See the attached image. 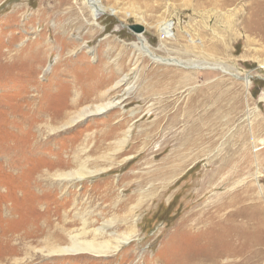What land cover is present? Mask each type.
<instances>
[{
	"label": "rangeland",
	"instance_id": "obj_1",
	"mask_svg": "<svg viewBox=\"0 0 264 264\" xmlns=\"http://www.w3.org/2000/svg\"><path fill=\"white\" fill-rule=\"evenodd\" d=\"M81 1L0 0V231H7L0 234V248L9 234L18 236L17 242L22 235L21 249L13 252L16 262L23 260L17 264H162L165 238L178 239L176 221L187 215L184 222L193 230L209 227L212 245L205 247L211 256L228 240L218 237L221 230L238 224L245 228V243L253 237L258 242L245 244L239 264H264V226H257L264 223V0H88L98 27L84 22L91 18ZM165 17L176 34L179 27L189 34L197 29L190 34L194 43L177 36V41L163 39L154 23ZM256 18L261 27L246 28ZM133 25L142 26L157 56L182 64L155 63L148 56L137 63L122 104L124 111L136 109L134 116H122L113 106L57 134L44 132L31 153L30 145H18L36 135L41 113H32L30 101L16 102L29 94L58 113L74 83L79 93H88V103L96 100L90 72H101L110 61L102 69L104 84H110L117 76L112 65H119L121 54L125 73L134 66L129 54V44L137 41ZM245 74L251 79L247 90L240 78ZM122 90L123 85L112 90L111 97L120 98ZM11 113L29 120L16 118L13 129ZM126 118L131 137L116 151L121 131L114 127ZM82 163L101 170L79 181L56 176ZM135 206L138 236L114 255L40 252L55 244L52 233L66 244L68 230L80 229L83 222L105 225L104 238L109 232L119 235ZM47 235L52 238L48 245ZM238 255H228V264Z\"/></svg>",
	"mask_w": 264,
	"mask_h": 264
},
{
	"label": "bare ground",
	"instance_id": "obj_2",
	"mask_svg": "<svg viewBox=\"0 0 264 264\" xmlns=\"http://www.w3.org/2000/svg\"><path fill=\"white\" fill-rule=\"evenodd\" d=\"M87 1L88 0H82L81 3L83 4L82 7L83 8L85 7L87 9V11L89 12V16L91 19H88V18L84 19V22L90 26L98 27L97 26L98 22H96V20L94 18L95 15L92 14V10L90 9ZM208 1L210 2L211 0H208ZM59 4L60 3H58V5ZM82 7H80V9H79L80 10L79 13L83 12ZM255 14H256V17H258V13L256 12ZM138 20L143 21L142 16H139ZM154 24H155L154 25L155 31L158 32L159 35H163V36H161L163 39L164 38H171L174 41H177V38H178V41L186 40L187 42L193 41V43H194V39H192L190 34L192 33V35H194L198 31L197 29L193 28V29H191L190 34H189V32L186 29H184L185 27H179V25H178L181 32L176 34V32L175 33L173 32L174 23L171 21V19H168L167 17L158 19L157 21H155ZM259 27H261V26L258 23V18H256L254 21H250L248 23V25L246 26V28L255 29V30H258ZM144 34H145L144 31L136 32L135 35H136L137 41H134V42L129 44V46L132 48V50H130L129 54L131 53V59H132L131 61H132V65H134L133 68L132 67L129 68V66H128L127 67L128 72H126V73L124 72L126 64L124 61L123 54H121V59H119L121 63L119 62V65L118 64H114V66L112 65L113 69H115L117 71V76H116V79L114 82H112L110 84H109V82L107 84H104L106 82V80H105V75L102 74V72H103L102 69H104V68L106 69V67H104V66L109 67L108 63H110V61L108 63L105 62V65L101 64L102 65V66H100L101 68L99 67L101 69V72L96 70L97 72L94 74L91 72L89 73L88 84H90V86L92 84H94V86L96 85L95 92H93L89 88V93L93 92L92 93V95L94 96L93 98L96 100L88 103L87 100L84 98L85 95L88 93H85V95H83L81 92L79 93L78 86L75 83L71 86L72 87L71 92L68 93V95H69V96H67L68 101L66 102L68 104H65V106L62 109L58 110L57 111L58 113H55V112L51 113L49 111L50 109L48 108V106L46 107L45 103H42V104L37 103L34 99H32V97L27 98L29 94L27 96L24 95L23 97H21L16 102V104L18 103V104L23 105L27 101H30L31 103H29L28 105L30 106L31 110L33 111L32 113H35L36 116L41 113V118H40V120H38L39 122L36 124V126H37L36 127L37 133H35L36 135H33V137H31V139L29 140V142L25 141V142H27L26 144H23L22 143L23 141H21V142H19L18 145H22V146L27 145V147H29V145H30V151L29 152L31 153L33 150V146L37 145V143L39 142V136L42 135L44 132H46V131L56 132V130L58 131L61 128L65 129V128H68L71 126H75L74 125V124H76L75 122L84 118L85 116H87L89 114L93 115V114L103 113L104 111L108 110V108H112L113 106H114V108L119 106V110L121 111L122 116L124 113H128V116H134L136 109L134 110V108H133V110H131L130 112L123 110V107H124L123 105L126 103V101L123 100V98H124L123 95L129 94V92L131 91L130 89H132V87H133V85H131L132 80L130 81L129 75L131 73L130 71L136 70L137 63H139V61H141L144 56H148V58L150 57L149 59L155 63H159V62L166 63V62H168V64L174 65V63L176 62V65L181 64V62H179V61L172 60L174 62L171 63L170 62L171 60H168L167 58H166L167 59L166 60L164 58H160L159 56H157L154 53V51L152 50L153 48L151 49V47H149V44H150L149 38L145 37ZM175 36H177V38ZM109 41H110V39H109ZM159 47L164 49L166 47V44H164L162 42V43H160ZM87 50L90 52V49H87ZM176 60H178V59H176ZM191 61H193V60H191ZM192 64H193V62H192ZM193 66H194V64L192 65V67ZM195 66H196L195 67L196 69L201 68L200 65H195ZM204 67H206V66L203 65L202 68H204ZM211 67L212 66L207 64L206 69L207 70L211 69ZM108 70H109V68H107V71ZM175 76H177V75H175ZM172 77H174V76H172ZM240 78H242L243 85H244L245 89L247 90L248 87L251 85V79L249 77V74H245L243 77L241 76ZM121 85H123L122 92H124L122 94V96L118 99H115L114 97L112 98L110 95V92L112 90L118 89ZM87 87H89V86L87 85ZM162 87H163V84H162ZM59 94H60V92H59ZM261 99H264V95L261 97ZM35 105H37L38 107ZM42 110H45V111H42ZM11 114H10L9 119L13 118V120L10 121V124L12 125L13 129L15 128V124H16L15 119L16 118L22 120L21 116H23L25 118V120H22L23 123H25L27 120H29V117L26 119L24 114L20 113L21 116H19L17 114H12V115ZM128 119L127 118L123 119L122 122L118 121V124L116 123V126L114 127V128H117L119 125V129L121 131L120 132L121 136L114 140V145H115L116 151H121L123 149L124 145H126L128 143L129 138L131 137L132 125L128 124V121H127ZM14 120H15V122L12 124V122ZM18 123H19V121H18ZM104 124L109 126V128H110V124L108 122H106ZM25 125H28V124H25ZM109 128L108 129L106 128L107 132L109 131ZM32 130H33V128H32ZM34 130H35V128H34ZM13 132H14V130L12 131V134H13ZM118 132L119 131H117V133ZM148 132H149V130H148ZM56 134H57V132H56ZM107 134H109V132ZM110 135H114V134L112 133ZM102 138H104V136ZM108 138H110V137H108ZM252 146L254 147V151L256 152L255 145H252ZM15 150L14 151L16 153L19 152L22 155L23 150H21V149L17 150V148H15ZM25 151H27V149ZM6 152H8V151H6ZM20 154H19V156H20ZM16 159H17V155H16L15 160ZM20 159H21V157H20ZM9 164L11 165L12 163H9ZM20 164H21V162H20ZM16 167H18V166H16ZM8 168H11V166ZM100 170H101V168L90 169L85 164L82 163L78 169L70 170V171H59L56 176L59 177V179L61 181L62 180H66V181L78 180L79 181V180H82L83 178H85L86 176L94 175L96 172H99ZM9 171H10V169H9ZM22 172H23V170H22ZM259 175L260 174L258 172L257 174H255V177L258 178L257 176H259ZM29 179H30V177H29ZM257 184H258V182H257ZM258 186H259V184H258ZM259 194L263 195V191L261 190V186L259 189ZM136 207L137 206L131 208V210L129 212V216L126 218V228H125L126 230L123 231V233H121L119 235L114 234V232H109V234H108L109 237L104 238V236L106 234V226L105 225L98 226V227H89L86 222H83L84 224L82 225V227L80 229H69L68 230V242L66 244L58 243V239L60 238V236L58 235V233H52L51 236L54 239L55 244L54 245H48V243L50 242V240L52 238L50 235L49 236L47 235L46 244L48 245V248H45L44 251H40V252L42 254L45 253V255H43V256L89 254V255L96 256V257H100V256L106 257V256L114 255L115 253H117L120 250L122 245L128 244L129 241H131L133 238L138 236V234H137L138 229L136 228V218H134V215H135L134 209ZM255 211L256 210L254 208V212ZM252 217L255 221H257V218L259 219L258 212L256 213V216L253 213ZM189 218H190V216L187 217V215H186V216L179 217L178 220L176 221V223H178L177 231H179L177 233L178 239H176L174 235L170 236L169 240L167 238H165L163 244H165L166 246H165L161 256L159 257L162 264H228V261H227L228 257L230 255L233 256L234 254H235V256H236V254H239L238 255L239 259L238 260L232 259L231 261L233 263H230V264H239L242 262V255L244 252L243 249H245V244L248 242V244H246V245L250 246V244H252L253 239L255 238V237H253V239L246 238L248 240L245 243L243 240V237H244L243 234L245 233L244 232V229H245L244 226H241L238 224H232V229L230 228L228 231L227 230H224V231L221 230V232L219 233L218 237H221V239L222 238L227 239V237H228V240L225 242H222L220 250L217 253H215L213 256H211L212 251L210 249H208V251L206 252L207 248L205 247V245L207 243L209 245H212V242L210 240L211 235L209 233V227L207 225H205L206 228H203L201 230L199 229L198 231H195L191 227H188L189 226L188 224H185V222ZM198 221H203V220H201L199 218ZM260 223L262 224V226H264V223H262L261 220L258 222L257 226ZM254 225H256V222L254 223ZM257 226H256V228H257ZM0 234L2 236H4L5 234H7V231H0ZM9 235L6 237L8 242H5V246L0 248V264H17V262L23 261V260H18L16 262V258L13 257V252L16 250V248H17V250L19 248L21 249L19 244L21 243V241L24 238L23 237L21 238V236H22L21 235L19 238V241L17 242L18 236L13 238L11 236V234H9ZM245 236H247V235H245ZM248 236L250 237L251 235L248 234ZM263 238H264V236H263ZM12 240H13V242H10ZM254 241L256 243V239H254ZM262 241L264 244V239H262ZM216 257H218L217 260L215 259ZM153 261L158 262L157 258H155ZM220 261H222V262H220Z\"/></svg>",
	"mask_w": 264,
	"mask_h": 264
},
{
	"label": "water",
	"instance_id": "obj_3",
	"mask_svg": "<svg viewBox=\"0 0 264 264\" xmlns=\"http://www.w3.org/2000/svg\"><path fill=\"white\" fill-rule=\"evenodd\" d=\"M136 32L142 31V26L141 25H133L132 27Z\"/></svg>",
	"mask_w": 264,
	"mask_h": 264
}]
</instances>
